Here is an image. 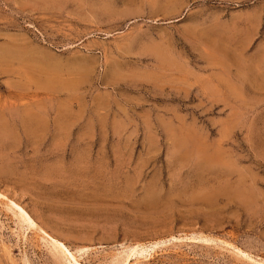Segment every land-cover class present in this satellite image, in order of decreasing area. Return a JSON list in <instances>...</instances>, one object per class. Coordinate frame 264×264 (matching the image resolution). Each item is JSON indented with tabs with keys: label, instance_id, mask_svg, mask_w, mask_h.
Returning <instances> with one entry per match:
<instances>
[{
	"label": "rangeland",
	"instance_id": "obj_1",
	"mask_svg": "<svg viewBox=\"0 0 264 264\" xmlns=\"http://www.w3.org/2000/svg\"><path fill=\"white\" fill-rule=\"evenodd\" d=\"M34 51L0 82L32 121L0 134V264H70L7 198L80 264H264V0H0V53Z\"/></svg>",
	"mask_w": 264,
	"mask_h": 264
},
{
	"label": "crops",
	"instance_id": "obj_2",
	"mask_svg": "<svg viewBox=\"0 0 264 264\" xmlns=\"http://www.w3.org/2000/svg\"><path fill=\"white\" fill-rule=\"evenodd\" d=\"M258 9L259 8L257 7H255L254 9H244L243 11H237L232 16H229L231 19H243V21L245 22L244 29L246 31L245 34L247 40L250 39L251 30L253 31L254 29V33H256L258 30V26L256 25ZM254 10L256 11V13L254 12L253 14L252 11ZM252 19L256 21L255 24L251 23ZM10 59L12 61H9ZM28 60H31L30 65L36 70V72H38V70L44 65L43 54L38 51L15 53L8 52L6 54L0 53V82L2 84H6L9 80H11L6 71L21 75L27 72L29 66ZM20 79L21 78H15L13 81L20 82ZM9 107L10 106L8 104H0V134H3V140L12 139V137H16L10 136V134L28 133V124L32 122L30 119L27 118L26 115H24L23 111L18 110L17 108L10 109ZM74 128L75 123L70 120L69 117L63 118L57 123V130L62 134H68L69 132L73 131Z\"/></svg>",
	"mask_w": 264,
	"mask_h": 264
},
{
	"label": "bare ground",
	"instance_id": "obj_3",
	"mask_svg": "<svg viewBox=\"0 0 264 264\" xmlns=\"http://www.w3.org/2000/svg\"><path fill=\"white\" fill-rule=\"evenodd\" d=\"M199 161H201V165L199 167H202L203 169H220V170H224L225 172L230 171L229 167L226 165V163L223 161L222 157L216 154H209V153H199ZM241 178H244V176L242 175ZM243 183V182H242ZM225 192H227L228 190L225 189ZM1 192V191H0ZM8 195V194H7ZM236 195V194H235ZM250 195V194H249ZM248 196V195H247ZM1 197V196H0ZM9 197V196H8ZM251 198V196H250ZM253 199V198H252ZM8 206H12L11 208L14 210L13 206L16 207L20 213V217H22L24 219L25 222L28 223L29 228H35L39 233H41L45 238L48 239V241L50 240V242L54 243L56 246L59 247V249H61L63 251V255L66 256L69 260L70 264H80V261H78V259L75 257V255L70 252V250L68 249V247L65 245L64 242H62L61 240H59L58 238L54 237V235L50 234L44 227H42V225L38 224L36 222V220L32 217V215L27 212L24 208H22L21 206H19L15 200H11L8 199ZM9 208V207H8ZM11 209V210H12ZM19 217V218H20ZM34 229V230H35ZM42 236V237H43ZM201 236V235H200ZM43 237V238H44ZM203 237V235H202ZM207 239V238H206ZM161 242H155L153 244L150 245L151 246H156L159 245ZM54 245V246H55ZM228 245V244H227ZM55 246V247H56ZM148 246V245H147ZM231 247V249L233 250L234 253H237L238 255H241L243 257H250L247 252L243 251L241 248L235 246V245H228ZM146 246H143L141 244H136L133 247H131L129 249V252L127 254V256L119 263L117 264H130L131 259L134 257V255H136V252L139 251V249H146ZM156 249V248H155ZM56 250V249H55ZM83 250V249H82ZM79 251V250H78ZM141 254V253H140ZM62 259V258H61ZM245 259V258H244Z\"/></svg>",
	"mask_w": 264,
	"mask_h": 264
}]
</instances>
